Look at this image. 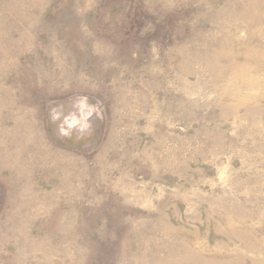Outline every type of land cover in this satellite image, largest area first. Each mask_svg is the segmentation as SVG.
<instances>
[{"label": "rangeland", "instance_id": "rangeland-1", "mask_svg": "<svg viewBox=\"0 0 264 264\" xmlns=\"http://www.w3.org/2000/svg\"><path fill=\"white\" fill-rule=\"evenodd\" d=\"M0 264H264V0H0Z\"/></svg>", "mask_w": 264, "mask_h": 264}]
</instances>
